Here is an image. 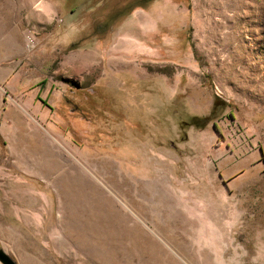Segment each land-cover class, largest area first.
I'll return each instance as SVG.
<instances>
[{"label": "rangeland", "instance_id": "rangeland-1", "mask_svg": "<svg viewBox=\"0 0 264 264\" xmlns=\"http://www.w3.org/2000/svg\"><path fill=\"white\" fill-rule=\"evenodd\" d=\"M14 179L20 264H264V0H0Z\"/></svg>", "mask_w": 264, "mask_h": 264}, {"label": "crops", "instance_id": "crops-1", "mask_svg": "<svg viewBox=\"0 0 264 264\" xmlns=\"http://www.w3.org/2000/svg\"><path fill=\"white\" fill-rule=\"evenodd\" d=\"M144 18L140 19V27L141 29H149V18L147 16H143ZM143 59V58H142ZM142 71L145 70L142 68ZM154 90L150 89V91ZM161 90V88H160ZM165 93V97L167 101L169 99H173L175 90H169V86L167 89L162 90ZM31 181L28 180H0V209L2 208L1 204L4 203V188L5 187H13V189L9 192L16 199L13 204H11V208L17 212V217L26 218L28 220V224H31V220L38 219L43 216L45 202L42 205V196L39 191L33 189H23L24 187H33L35 185H31ZM42 214V215H41ZM35 221V220H34ZM0 246L3 247L11 256H13L7 247L4 246L3 243H0ZM14 257V256H13ZM18 262V261H17ZM19 263V262H18ZM20 264V263H19Z\"/></svg>", "mask_w": 264, "mask_h": 264}, {"label": "water", "instance_id": "water-1", "mask_svg": "<svg viewBox=\"0 0 264 264\" xmlns=\"http://www.w3.org/2000/svg\"><path fill=\"white\" fill-rule=\"evenodd\" d=\"M0 264H19L3 247L0 246Z\"/></svg>", "mask_w": 264, "mask_h": 264}, {"label": "bare ground", "instance_id": "bare-ground-1", "mask_svg": "<svg viewBox=\"0 0 264 264\" xmlns=\"http://www.w3.org/2000/svg\"><path fill=\"white\" fill-rule=\"evenodd\" d=\"M37 5H39V3ZM44 6H45V3L44 4L41 3V8H39V11H43L42 8H44Z\"/></svg>", "mask_w": 264, "mask_h": 264}]
</instances>
